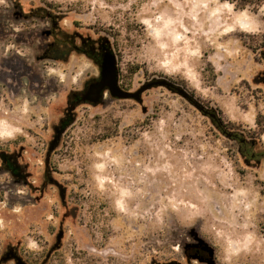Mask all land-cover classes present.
<instances>
[{
  "label": "rangeland",
  "instance_id": "rangeland-1",
  "mask_svg": "<svg viewBox=\"0 0 264 264\" xmlns=\"http://www.w3.org/2000/svg\"><path fill=\"white\" fill-rule=\"evenodd\" d=\"M262 6L0 0V153L28 176L26 185L0 176V254L13 247L28 264H264ZM100 48L115 55L122 89L172 86L75 108L49 160L62 200L44 184L47 153L72 94L99 77L85 53ZM198 247L208 253L196 257Z\"/></svg>",
  "mask_w": 264,
  "mask_h": 264
},
{
  "label": "water",
  "instance_id": "water-1",
  "mask_svg": "<svg viewBox=\"0 0 264 264\" xmlns=\"http://www.w3.org/2000/svg\"><path fill=\"white\" fill-rule=\"evenodd\" d=\"M99 67H100L99 79L93 82L89 86L87 92L81 96V99L79 100V102H82V103L88 102L91 105H95V106L99 105L106 92H108L111 97L118 99V100H135L137 102H140L141 96L145 91L152 89L154 87L165 86V87L170 88L172 86L170 83H168L165 80H156V81L147 83L141 89L135 92L122 89L119 86L118 65H117L115 55L108 48H105V52L102 56V61ZM178 92L183 97L187 98V95L183 91L179 90ZM196 107L200 111L204 112L205 115L208 114L212 119L216 118L214 114L208 113L207 111L203 109V107H200L198 105H196ZM75 108H76V105L72 104L68 109L65 119L60 122V126L55 128V136H54L53 141L50 144V147L47 153V160H46L47 165L49 164L51 154L53 153L55 148L59 145L61 141V137L66 127L73 120V111L75 110ZM229 137H231V135H229ZM64 198H65V190L61 188V199L64 200ZM61 236L62 235L60 234L58 237V243L60 242ZM203 248L208 249L207 247H203ZM17 261H18V264H27L20 259H18Z\"/></svg>",
  "mask_w": 264,
  "mask_h": 264
},
{
  "label": "flooded vegetation",
  "instance_id": "flooded-vegetation-1",
  "mask_svg": "<svg viewBox=\"0 0 264 264\" xmlns=\"http://www.w3.org/2000/svg\"><path fill=\"white\" fill-rule=\"evenodd\" d=\"M15 6L17 8H19V5L16 3ZM48 18H53L52 15L48 14ZM53 32H55L57 24L54 22L53 23ZM99 50L102 51V53H100L99 55L94 54V49H91V52L85 53L88 54L90 57L93 58V60L98 63V65H100L101 61H102V56L105 52V48H100ZM59 51H55V57H58L59 55ZM100 77V75H99ZM93 79L91 81L86 82L84 90L83 91H79L76 93L72 94L71 97V101H70V106L72 104L79 106L81 104H90V103H82L79 102V100L81 99V96L83 94H85L89 88V86L95 82L96 80L99 79ZM235 137V136H234ZM254 156V155H253ZM0 159H1V165H0V176L1 175H6L9 174L12 178H15L18 181L23 182L25 185L27 183V179L28 176L26 175V173L23 172V168L20 167V165L17 162V158L13 157V156H9L5 153H0ZM45 178H46V182L44 183L45 185L47 184H53L58 188V193H59V197L61 198V187L59 186V184L51 177V168L50 165L45 164ZM195 256L196 257H200V255L202 253H208V249L203 248V247H198L195 248ZM18 259L22 260L23 262L27 263L26 261H24L22 259V257H20L18 250L13 248V247H7L1 254H0V264H7V263H14V264H18ZM28 264V263H27Z\"/></svg>",
  "mask_w": 264,
  "mask_h": 264
},
{
  "label": "clouds",
  "instance_id": "clouds-1",
  "mask_svg": "<svg viewBox=\"0 0 264 264\" xmlns=\"http://www.w3.org/2000/svg\"><path fill=\"white\" fill-rule=\"evenodd\" d=\"M261 11H264V6L261 7ZM240 15H241V17L247 18V13L246 12L245 13H241ZM47 71H48L49 75H54L55 72H56V70L52 69V68L47 69Z\"/></svg>",
  "mask_w": 264,
  "mask_h": 264
},
{
  "label": "trees",
  "instance_id": "trees-1",
  "mask_svg": "<svg viewBox=\"0 0 264 264\" xmlns=\"http://www.w3.org/2000/svg\"><path fill=\"white\" fill-rule=\"evenodd\" d=\"M262 1H263V0H259V3L261 4ZM213 120L216 121V119H213ZM216 124H217V122H216ZM222 125H223V123H222V124H219V128H220V126H222Z\"/></svg>",
  "mask_w": 264,
  "mask_h": 264
}]
</instances>
